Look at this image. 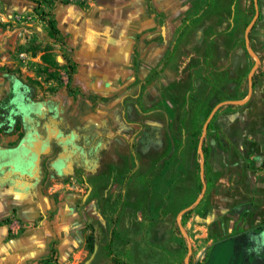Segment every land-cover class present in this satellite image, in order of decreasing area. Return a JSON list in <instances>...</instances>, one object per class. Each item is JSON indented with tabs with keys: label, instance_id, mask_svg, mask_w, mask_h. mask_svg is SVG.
I'll list each match as a JSON object with an SVG mask.
<instances>
[{
	"label": "rangeland",
	"instance_id": "374dc122",
	"mask_svg": "<svg viewBox=\"0 0 264 264\" xmlns=\"http://www.w3.org/2000/svg\"><path fill=\"white\" fill-rule=\"evenodd\" d=\"M94 1L105 32L96 45L106 53L132 15L123 5L137 3L155 20L116 91L85 89L45 23L56 28L63 6ZM254 9L253 0H0V157L25 140L41 146L27 164L0 166V200L14 186L28 205L0 227L9 239L38 242L28 264H200L214 244L223 246V264L235 261L237 237L264 218L241 198L249 190L219 181L207 136L215 116L202 132L213 110L232 109L228 102L243 101L259 77L245 40ZM57 104L64 110L53 111ZM64 198L85 235L71 253L79 225L53 208H65Z\"/></svg>",
	"mask_w": 264,
	"mask_h": 264
},
{
	"label": "crops",
	"instance_id": "0c3cea01",
	"mask_svg": "<svg viewBox=\"0 0 264 264\" xmlns=\"http://www.w3.org/2000/svg\"><path fill=\"white\" fill-rule=\"evenodd\" d=\"M126 5H123L121 10L131 6L132 15L124 21L126 31L117 38V47L108 53L96 45L101 42V34H104L105 38V32L100 31L96 23L98 12L103 9L98 8L95 1L91 7L71 5L63 6L58 10V12L66 10L68 14L58 17L57 37L65 43L73 61L79 65L78 77L83 78L85 89L90 93H96L103 88H109L112 91L120 88L118 79L122 77L124 71L129 73L132 70L135 58L134 45L137 38L155 23L153 15L148 14L144 7L139 9L137 3ZM253 25L248 37L257 54L259 77L244 98V104H234L232 109L224 106L214 113L215 118L212 117L213 123L207 136L208 145L212 149L210 156L215 161L213 164L216 170L224 175V179L219 181L223 185H231L236 191L249 190L252 195H248L249 197L242 195L241 198L254 202L253 204L258 207L257 213L260 214L258 216L262 218L264 214V0H258V17ZM74 33L79 36L78 42L74 41ZM90 43H95L97 48H91ZM76 45L80 47L79 52L74 51ZM100 66L105 68L104 70H112L111 74H105ZM83 67L86 71L85 75ZM92 67H98L100 73L93 71ZM105 79H112V81L106 82ZM56 106V109L52 106L53 111L59 113L61 109L64 110L63 105ZM27 147L32 148L34 154L41 148L38 145L32 147L29 143ZM5 190L7 192L0 200V220L12 217L15 207L22 209L21 213H23L26 209L22 207L28 206L27 202L19 199L16 187L9 186ZM61 202L66 206L65 198ZM54 206L53 208L58 211L57 214L65 218L69 227L80 224L77 220L80 217L76 207L71 209L67 205L64 208L61 203ZM33 208H35L34 205ZM75 231L76 235L68 242L69 246H72L69 253L73 251L74 246L84 242L83 226L79 225ZM0 238V255L4 256L5 264H28L35 259L34 250L38 242L30 243L28 237L19 242L9 239L4 227H0Z\"/></svg>",
	"mask_w": 264,
	"mask_h": 264
},
{
	"label": "flooded vegetation",
	"instance_id": "af4514ba",
	"mask_svg": "<svg viewBox=\"0 0 264 264\" xmlns=\"http://www.w3.org/2000/svg\"><path fill=\"white\" fill-rule=\"evenodd\" d=\"M27 140L17 151H8L1 154L0 166L10 162L19 165L29 163L35 154L33 149L26 147ZM264 218V214L262 215ZM223 246L214 244L203 253V262L200 264H223ZM235 257L230 264H264V219L257 220L255 225L241 232L235 243Z\"/></svg>",
	"mask_w": 264,
	"mask_h": 264
},
{
	"label": "water",
	"instance_id": "95a60500",
	"mask_svg": "<svg viewBox=\"0 0 264 264\" xmlns=\"http://www.w3.org/2000/svg\"><path fill=\"white\" fill-rule=\"evenodd\" d=\"M253 3H254V8H255V16L254 18L252 19V21L250 22L249 26L247 27V29L245 30V40H248V35H249V31L251 29V27L253 26V24L255 23L257 17H258V0H253ZM228 103H231V104H244L245 101H238V102H235V101H232V102H228ZM215 113V110H213L211 112V114L209 115V117L207 118V120L205 121L204 125H203V132H202V135H205L206 134V131H207V127H208V124L209 122L211 121L213 115ZM191 252V249L189 248V253Z\"/></svg>",
	"mask_w": 264,
	"mask_h": 264
},
{
	"label": "trees",
	"instance_id": "16d2710c",
	"mask_svg": "<svg viewBox=\"0 0 264 264\" xmlns=\"http://www.w3.org/2000/svg\"><path fill=\"white\" fill-rule=\"evenodd\" d=\"M37 5H39V4L37 3ZM34 11L36 12L37 9L35 8ZM42 21H44V20H42ZM45 23L47 24V26L49 27V29L51 30V32L53 34H57L58 33L57 29L54 27V22H48V21H46Z\"/></svg>",
	"mask_w": 264,
	"mask_h": 264
},
{
	"label": "built area",
	"instance_id": "2783aa9c",
	"mask_svg": "<svg viewBox=\"0 0 264 264\" xmlns=\"http://www.w3.org/2000/svg\"><path fill=\"white\" fill-rule=\"evenodd\" d=\"M25 57H26V55H25L24 53H20V54H19V58H20V59H24Z\"/></svg>",
	"mask_w": 264,
	"mask_h": 264
}]
</instances>
